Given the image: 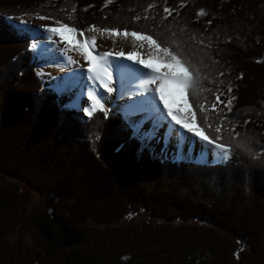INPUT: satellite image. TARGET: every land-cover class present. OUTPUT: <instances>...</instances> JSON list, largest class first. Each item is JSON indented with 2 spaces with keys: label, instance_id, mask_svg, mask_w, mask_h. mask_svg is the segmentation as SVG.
Instances as JSON below:
<instances>
[{
  "label": "trees",
  "instance_id": "1",
  "mask_svg": "<svg viewBox=\"0 0 264 264\" xmlns=\"http://www.w3.org/2000/svg\"><path fill=\"white\" fill-rule=\"evenodd\" d=\"M149 4L153 7L148 8ZM165 6L173 10L167 19ZM201 9L206 15H197ZM25 14L48 16L53 22L58 19L77 31L95 25L99 31L127 29L163 41L161 47H169L199 71L204 84L192 90L188 102L197 126L209 139L219 136L215 143L229 146V158L217 164L160 159L132 138L119 112L106 115L96 110L79 116L60 105L59 93L43 86L30 64L28 31L6 23L5 16ZM136 16L141 19L134 20ZM0 51L13 52L0 67V173L14 178L0 181L1 236L16 227L11 225L15 211L25 214L19 180L42 196L63 200L75 220L67 225L58 217L28 214L25 229L29 234L28 228L37 230L41 242L36 247L50 254L44 264L50 256L64 258L67 264H81V259L127 264L115 250L102 248L106 247L103 238L114 236L121 241L123 234L138 230L147 237L156 235L153 244L145 239L142 248H164L156 253L145 249L139 258L158 256L161 264H244L248 254L263 248L264 0L0 3ZM217 91L225 93L220 97L225 103L236 97L231 111L224 103L217 105L222 111L212 110ZM251 100L257 102L255 107L249 105ZM204 117L206 123L201 122ZM215 126L222 131L216 133ZM129 214L145 218L126 223L124 230L115 224ZM181 232L176 247L175 235ZM214 235L223 237L228 247L210 248ZM12 244L14 253L7 257L8 264L21 261ZM31 245L35 242L27 247ZM169 248L182 252L172 253L170 263L166 261ZM32 261L42 264L37 255Z\"/></svg>",
  "mask_w": 264,
  "mask_h": 264
},
{
  "label": "rangeland",
  "instance_id": "2",
  "mask_svg": "<svg viewBox=\"0 0 264 264\" xmlns=\"http://www.w3.org/2000/svg\"><path fill=\"white\" fill-rule=\"evenodd\" d=\"M25 1L28 0H0V3H7V6H11ZM38 16L40 15L25 14L20 17H5L14 18L15 22H19L21 19L27 20L30 25L36 28V31H28L30 39L29 48L32 52L33 58L32 65H34L39 78L44 82L43 83L41 81L43 86L59 93L58 101L60 105L72 108L76 114L83 116L86 114L84 109L87 108L91 110L94 104V101L89 99L88 96L89 92H93L94 94L99 93L97 99H99V97H103V99H100V104L96 105V108L104 113H107L108 111L112 113L119 112L126 120V114L130 110V106L137 105L144 107L146 111H144L145 113L138 112L135 117L136 119L143 118L145 115L149 114L153 104L149 101L141 105L140 102L143 101L145 97H150V93L145 91L141 86V81L148 77L145 76L144 73H151V69H147L144 65L139 64V60L147 59L149 55H159L163 59L165 57L164 53L159 52L155 46L150 45L149 41L139 37H133L130 33L127 36H125L123 32L119 35H113L109 32L99 31L97 28L93 27L83 31H76L71 34L66 32L65 36L69 39L74 38L81 43H84L85 40L88 42V45L90 46L88 47V51L91 52L92 56L97 57V59L96 61H86L84 59V51H82L76 44H69L67 39H62L59 35L55 34L50 40L44 26L58 27V25L56 22L47 19L41 20ZM80 32H83L84 35L81 36ZM93 37H95L94 42L92 39ZM34 42L39 44V47L35 50L30 47V45ZM118 51H123L126 54L134 53L135 55L133 59H128L127 55L118 57L115 55V52ZM105 52L112 54L108 56H101V54ZM12 55V51H0V67H4ZM67 56H71L75 63H68ZM90 63L99 65V68L104 70L101 73L104 77L103 81L96 79L94 74H92V79L89 78L90 74L88 72V67ZM116 66H119L121 71H117ZM129 69H136V71H129ZM107 74H110V82L107 79ZM71 76H74V78L69 80V77ZM131 79H133V81H130ZM102 82L106 83L108 87H112L113 91L110 93L107 92L106 88L100 86ZM158 84L159 80L150 84L149 87L155 89ZM191 94L192 91L190 94L186 93V96L188 97ZM156 99H159L158 95L156 96ZM256 103L257 102L255 100H251L249 105L255 107ZM101 104L103 105L102 109L100 108ZM159 107L163 108V104L161 103ZM163 115L167 116L166 109L164 110ZM167 120L171 121V117H167ZM126 122L128 124L127 120ZM151 124L152 120L150 119L145 123V128L150 127ZM172 124L175 125V122L172 121ZM175 127L180 129L185 136L182 148L178 149V139L175 134L173 137L169 138L167 142H165L164 137L168 128V123L164 122L163 126L159 129L158 137L153 139L149 143V146L146 147L150 150L152 156L166 160H185L213 164L222 162V157L215 144H209L205 141H201L199 137L194 136V134L188 132L187 129H182L181 125H175ZM214 128H216V126ZM229 133L230 132L227 134ZM236 142L237 140L235 138V145H237ZM198 144L206 146L205 152L208 154L206 155L208 159L201 161V157H197V159L195 158L196 154L194 155L193 153ZM211 156H214V159ZM13 179L14 178L8 175L0 173V181L2 182ZM16 182L20 185V194L23 198V202L25 203L22 204L25 207V214L22 215L19 211H15L13 219L11 220V225H15L16 227H14L12 233L5 236L0 235V264H8L7 257L14 253L12 242L15 244V253L18 254L21 259V261L16 264H33L32 258L36 255L38 257V261L44 264L45 257L50 254H44L36 247V245L38 246L41 242V240H38L37 230L28 228L30 230L29 234V231L25 229L27 228L26 224H29L30 220L26 218L28 217V214L34 215L38 212L40 216H43L44 218L58 217L67 225L75 223V220L67 211L63 200L56 199L50 195L42 196L22 181L17 180ZM17 215L19 216L18 221L15 220ZM144 218L145 215L143 214H138L136 216L129 214L121 221H117L115 224H119L124 230L126 228V223H132L133 221L138 222ZM25 221L28 223H25ZM200 228L204 232L211 235V233L205 228ZM161 229V227L156 228V230ZM169 230L170 229H165V231ZM30 235L35 242V245L27 247V245H30L33 242ZM181 235H183L182 232L175 235L176 247L180 245L179 243L182 240ZM122 237L123 239L121 241L116 240L114 236L104 237L103 241L106 244V247L102 248H111L112 250H115L116 253L121 255L123 262L126 263L129 261L127 264H161L158 256L144 260L139 258L140 253L145 249H151L154 253L160 252V250L164 249L142 248V242L145 239H149L150 243L153 244L155 242L154 238L156 235H150L147 237L143 234L142 230H138L123 234ZM7 241L8 245H6ZM22 243L24 247H22ZM209 245L211 246L210 248H227L229 243L220 235H214L213 240L210 241ZM260 246L264 248V237L260 240ZM263 248H257L254 253L248 254L244 264H263L264 258L263 260L260 259V255L263 253ZM104 253H107V251L105 250ZM172 253L182 255L181 251L169 248L168 256L166 257V261L168 263H170V256ZM22 254L26 256V259L22 257ZM124 254L127 255L123 257L122 255ZM50 257L51 259L47 264H67L64 258L59 259L52 256ZM80 262L81 264H103L94 259H81ZM104 263L111 264V260L109 259Z\"/></svg>",
  "mask_w": 264,
  "mask_h": 264
},
{
  "label": "snow or ice",
  "instance_id": "3",
  "mask_svg": "<svg viewBox=\"0 0 264 264\" xmlns=\"http://www.w3.org/2000/svg\"><path fill=\"white\" fill-rule=\"evenodd\" d=\"M113 0H106L107 4H111ZM153 5L149 4L148 8H152ZM166 16L164 17L167 19V16H170L172 11L169 7L165 6L163 9ZM198 16L206 15L205 10L201 9L197 13ZM39 19L45 20L49 19L48 16L40 15L38 16ZM144 19H148L147 16L143 17ZM134 20H140V16H136L133 18ZM58 27H45V31L48 33V38L51 40L52 36L59 35L62 39H67L69 44H76L84 51V59L86 61H96L97 57L92 56L91 52L88 51V42L85 40L84 43H81L74 38L69 39L65 36V33H74L77 31L75 27H70L66 23H62L60 20L55 21ZM6 23L10 26L19 29L21 31H36V28L29 24L27 20L21 19L19 22H15L14 18H6ZM209 23H211L209 21ZM95 28L96 26H91ZM103 32H109L113 35H119L120 30L117 28H102L100 29ZM123 34L127 36L129 34L127 29L123 30ZM133 37H139L145 39L150 42V45L155 46L159 52L165 54V57L162 59L159 55H149L147 59H140L139 64L144 65L145 68L151 69V73H144L145 76H148V79H144L141 81V86L144 88L145 91L150 93V97H145L143 101L140 102L142 105L143 103L151 102L153 107L149 111L148 115H145L143 118L136 119V115L138 112H144L146 109L142 106H130V110L126 114V120L128 121V126L131 129V136L134 139H137L141 143L142 148H146L149 146V143L158 137L159 129L163 126L164 122L168 123V128L165 133V142L168 141L169 138L173 137L175 134L178 139V149H181L185 140V136L181 132L180 129H177L175 125H181L182 129H187L188 132L194 134V136L199 137L201 141H205L209 144H213L216 140H219L220 137L216 136L215 139H209V136L205 134V132L197 126V119L196 114L192 111V107L189 105L188 98L186 93L190 94L191 91L195 88L201 87L204 84V80L200 77V73L197 69H195L190 63L183 61L178 53L173 50H170L169 47H161L160 45L163 43L157 42L156 39H153V36L150 34H142L137 31H132L130 33ZM80 35L83 36L84 33L80 32ZM93 42L95 41V37L92 38ZM32 49H37L39 44L34 42L30 45ZM112 53L105 52L102 53L101 56H108ZM116 56H125L127 55L128 59L134 58V53H124L123 51L115 52ZM68 63H75L71 56H67ZM117 67V71H121L119 66ZM103 69L99 68V65L89 64L88 72L90 74L89 78L92 79L93 75L96 79H100L103 81L104 77L101 75ZM129 71H136V69H129ZM223 75V73H221ZM74 76L69 77V80H72ZM107 79L110 82V74H107ZM159 80V84L155 89L149 87L150 84L155 83ZM223 83V82H221ZM101 87L106 88L107 92H112L113 88L108 87L106 83H101ZM228 93L232 92V88H228ZM222 91H217L216 94V102L211 105L212 110L214 111H222L217 109V105L220 103H224L225 108L231 111V103L232 100H235V96H231L227 102L221 101L220 97L224 95ZM158 95L159 99H156ZM89 99L94 101V104L89 109H84L85 113L91 115L92 112L96 111V105L100 104V99L103 97L99 96V93H88ZM163 104V108H160L159 105ZM100 108H103V105H100ZM201 110H203V105H200ZM167 110V116H164V110ZM167 117H171V121L167 120ZM226 118V117H225ZM152 120V124L150 127L145 128V123L148 120ZM172 121L175 122V125L172 124ZM202 123L207 122V117H204L201 121ZM211 127V125H209ZM222 131V127H216L215 132L220 133ZM234 131V129H233ZM240 134L235 133L234 136L238 137ZM215 146L220 149L222 153L223 159L229 158V146L224 143H215ZM239 146V145H237ZM179 154V153H178ZM203 155V154H202Z\"/></svg>",
  "mask_w": 264,
  "mask_h": 264
},
{
  "label": "bare ground",
  "instance_id": "4",
  "mask_svg": "<svg viewBox=\"0 0 264 264\" xmlns=\"http://www.w3.org/2000/svg\"><path fill=\"white\" fill-rule=\"evenodd\" d=\"M136 73V72H135ZM136 77V76H135ZM143 78V77H142ZM146 79H148V77L146 78ZM130 81H133V79H131ZM205 145H201V144H198V146H196V148H195V151H194V155H195V158L197 159V157H201V161H204L205 159H208L207 157H206V155H208L207 154V152H205ZM188 150H190L189 148H187ZM189 154V153H188ZM187 154V155H188ZM203 154V155H202ZM212 154V153H211ZM211 157H213V159H214V156H211ZM211 162V161H210Z\"/></svg>",
  "mask_w": 264,
  "mask_h": 264
},
{
  "label": "clouds",
  "instance_id": "5",
  "mask_svg": "<svg viewBox=\"0 0 264 264\" xmlns=\"http://www.w3.org/2000/svg\"><path fill=\"white\" fill-rule=\"evenodd\" d=\"M31 62H30V64H32V62H33V58H31ZM34 66V65H33ZM37 73V72H36ZM38 75V74H37ZM43 82V81H42ZM44 83V82H43ZM107 113H109V111L107 112ZM107 113H105L106 115H107ZM213 144H215V143H213ZM219 156V155H218ZM220 157V156H219ZM221 159V158H220ZM223 162V161H222ZM222 162H220V163H222ZM199 163H204V164H213V163H205V162H199Z\"/></svg>",
  "mask_w": 264,
  "mask_h": 264
},
{
  "label": "crops",
  "instance_id": "6",
  "mask_svg": "<svg viewBox=\"0 0 264 264\" xmlns=\"http://www.w3.org/2000/svg\"><path fill=\"white\" fill-rule=\"evenodd\" d=\"M136 83V82H135ZM143 113H145V112H143ZM143 113H141V114H143Z\"/></svg>",
  "mask_w": 264,
  "mask_h": 264
}]
</instances>
